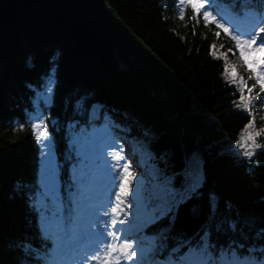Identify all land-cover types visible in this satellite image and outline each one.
<instances>
[{
  "label": "trees",
  "instance_id": "trees-1",
  "mask_svg": "<svg viewBox=\"0 0 264 264\" xmlns=\"http://www.w3.org/2000/svg\"><path fill=\"white\" fill-rule=\"evenodd\" d=\"M210 2L240 17L261 8L259 0ZM178 5L169 1L172 12L165 0H0V264H41L48 244L36 197L44 155L58 160L62 187L75 165L73 135L85 114L102 109L143 133L145 173L132 197L142 230L164 255L165 246L208 232L219 248L264 264V142L249 157L233 149L254 119L224 74L225 57L210 54L222 40L215 25ZM38 119L48 141L36 139ZM193 153L202 180L173 209L170 197L186 190L184 161ZM153 213L155 222L147 219Z\"/></svg>",
  "mask_w": 264,
  "mask_h": 264
},
{
  "label": "snow or ice",
  "instance_id": "snow-or-ice-1",
  "mask_svg": "<svg viewBox=\"0 0 264 264\" xmlns=\"http://www.w3.org/2000/svg\"><path fill=\"white\" fill-rule=\"evenodd\" d=\"M255 0H253V3ZM186 5L192 10V19L197 20L198 17L203 18L204 25L214 24L217 29L223 30L225 34L230 36L231 40L235 42V47L239 49L240 59L248 67L249 71L253 73L260 91L264 93V9L255 8L250 9L254 13V22L248 34L241 35L237 31L230 28L212 9L210 0H179V5ZM185 8L181 7L179 18L184 19ZM215 35L218 37L220 32L217 31ZM211 55L215 56V45L211 46ZM259 53L258 59H253L251 63L245 59V53ZM224 74L230 75L233 80L240 79L242 85L246 86V82L242 77H238L234 68L230 69L225 64ZM255 86V85H254ZM252 91L251 88L248 89ZM241 103H245L243 95L240 97ZM251 99V97L249 98ZM253 122H249L246 128H251ZM31 128L36 136L37 141H48L50 139L46 131L44 120L38 119V122L33 123ZM249 140L254 139L251 135ZM238 145L244 147L240 141ZM122 151V149H121ZM246 156H250L251 152L245 150ZM108 155L114 161L112 171L116 172V176L112 177L113 181H118L115 190L114 201L111 202V207L103 214L110 216V226L112 230L105 228L107 240L90 255H87L82 264H147L149 259L155 258L157 255L162 257V264H249V261L243 257V254L233 248H219L211 241L210 233L205 232L197 241L183 240L176 246L165 250L167 255H164L161 246L153 245L147 249L139 247L138 242L130 241L128 237L115 230V226L125 224V220L120 218L123 212V205L125 198L129 195L130 185L132 183L133 173L129 170L128 163L120 164L124 159L122 155L115 152H109ZM47 159V154H45ZM45 183L38 191L37 202L41 204V232L46 240L51 241L52 247L46 253L44 264H69L72 251L80 239L79 232V215H80V201L77 197L83 196V190L86 188L83 177H74L69 186V193H72V188L76 187L77 191L72 194L69 199V207L73 208L76 213L75 217L69 220L62 219L63 197L60 198V209L56 208V174L55 166L45 170ZM197 189L195 186H189L183 193L174 192L171 197V207L178 208L186 198L190 199L195 194ZM35 206V205H34ZM170 210V209H169ZM209 212L213 209L209 206ZM126 215V214H125ZM159 218V214L153 215V222Z\"/></svg>",
  "mask_w": 264,
  "mask_h": 264
},
{
  "label": "rangeland",
  "instance_id": "rangeland-1",
  "mask_svg": "<svg viewBox=\"0 0 264 264\" xmlns=\"http://www.w3.org/2000/svg\"><path fill=\"white\" fill-rule=\"evenodd\" d=\"M170 1V0H168ZM166 3V0H165ZM226 22V24L232 28L233 30L237 31L239 34L244 35L248 34L250 30H247L246 28H243V26H237L235 25L231 20H223ZM220 32L221 41L214 42L213 45H215V53L217 55H224L226 57L227 65L230 69L234 68L237 76L242 77L243 80L246 82V86L242 85L240 79H235V83L240 87L243 91V97H245V100L248 101L249 99V105L251 106V112L253 115V118L255 119L253 122V126L251 128H245L243 133L240 135L239 141L241 144L244 145V147H241L236 143L235 147L233 149H236L237 151L241 152L243 155H245V150L252 152L256 141L258 138H260L264 142V104L261 103L260 97L255 94V89L252 84H250V80L252 79L251 74L248 72V68L244 66L242 61L239 59V49L235 47V42L231 40L230 36L225 34L223 30H216V32ZM261 35H264L262 33ZM229 51H235L232 55H228ZM247 54V52L245 53ZM253 59L259 58V53H251ZM249 59V58H248ZM252 59V60H253ZM251 88L252 91L249 92L248 89ZM49 94V90H47V93L44 95L45 98H47ZM264 102V94L263 99ZM263 109L260 111L257 107ZM257 109V110H255ZM94 112V111H92ZM97 113V112H96ZM106 121L110 123L109 130L105 127H102L100 130L104 132V135H99L96 133L88 134V136L83 135V133L76 134V137L73 138V142L76 144L77 149L76 151H80V155L82 159L84 160V168L80 169L78 171V175L83 176L86 178V188H84L83 196L80 200V215L79 219H83L82 215L85 216L87 214H91L90 220L94 221V216H103L105 219V223H102L100 226L98 223H94L93 226L90 227L91 230L94 231L95 236L94 238H98L100 236H103L102 243L107 240V236L105 233V228L108 226V230H112L110 226V216H105L103 213L107 211L111 207V202L114 201L115 196V190L117 188L118 181H113L112 177L116 176V172L112 171V166H109L107 162L102 165L101 170L97 174L96 177H90L89 175V169L94 166V160L98 161L101 159V157H105V155H108L109 152H115L119 155H122L124 157L123 162L128 163L130 167V171L134 174L132 177V183L130 185V191L134 188L136 184V177L138 173H140V161L138 160L139 151L134 145H129L130 142H139V140L142 138L141 132L139 130H136L134 125H130L126 119L122 116L120 113L116 112H108ZM94 116L93 114H91ZM106 115V114H105ZM104 115H99L96 117V119H100ZM111 118H116V120L112 121ZM95 119V118H94ZM121 122H120V121ZM113 122V124H111ZM122 122L125 124V128L122 125ZM117 123H120L119 130L122 131V138L118 137L116 135H111L115 130L113 127L117 125ZM127 127L134 129V133L128 134V131L126 130ZM251 135L254 139L249 140L248 137ZM122 149V151H121ZM41 150L45 154V145H41ZM75 150V147L74 149ZM246 156V155H245ZM120 163V162H119ZM55 166V174H56V190H58V180L57 175L59 172V165L58 163H55L54 158L51 153L47 155V159L44 160V172L39 176V184L42 187L45 181V170ZM202 164L200 161V158H198V155L193 153L190 155L187 161L186 165V174L189 178V186H197L200 184L202 180ZM100 177L105 176V178H108L103 181L102 183V189L97 188V185L94 182H97V179ZM91 184V189H88L87 182ZM94 186V187H93ZM105 191V192H104ZM57 193V191H56ZM131 201L129 197L127 196L125 198V203L122 206L123 208H126L128 212L121 215L120 218L124 219L125 226L128 228L125 229H118L119 223L115 226V230L120 233H124L130 241L134 240L138 242L139 247L142 248H149L152 246L151 240L153 236H146L142 239L136 238V231H137V224L133 221V213L132 209L130 208ZM76 215V214H75ZM74 215V217H75ZM80 222H84L82 220H79ZM89 230V229H88ZM91 234V233H90ZM99 241H97L98 243ZM147 242V244H146ZM102 243L99 242V246L102 245ZM146 244V245H145ZM125 264H130V262H125Z\"/></svg>",
  "mask_w": 264,
  "mask_h": 264
},
{
  "label": "bare ground",
  "instance_id": "bare-ground-1",
  "mask_svg": "<svg viewBox=\"0 0 264 264\" xmlns=\"http://www.w3.org/2000/svg\"><path fill=\"white\" fill-rule=\"evenodd\" d=\"M259 2L261 3V4H263L264 5V0H259ZM246 11V10H245ZM190 19H191V16L189 17ZM243 20V22L244 23H246L249 19H247V18H243L242 19ZM243 28H245L244 26H243ZM219 38L221 39V37H220V35H219ZM213 44H214V42H213ZM212 44V45H213ZM211 45V46H212ZM211 46H210V48H211ZM211 51H212V48H211ZM233 52H235L234 50L232 51H229L228 50V55H232L233 54ZM239 52V51H238ZM216 54V53H215ZM239 57H240V53H239ZM249 58V59H248ZM240 59V58H239ZM245 59L246 60H248L249 61V63H251V61H252V59H253V57H252V54H248V55H246L245 54ZM241 60V59H240ZM242 61V60H241ZM242 63L244 64V61H242ZM244 66H246L245 64H244ZM247 67V66H246ZM248 68V67H247ZM248 72L250 73V74H252L250 71H249V69H248ZM230 76V75H229ZM252 76V75H251ZM231 77V76H230ZM260 101H261V103H264L263 101H262V99L260 98ZM95 107H92V109H94ZM258 108V110H262L263 108H260V107H257ZM252 110V109H251ZM255 110H257V109H255ZM109 112V110L107 111V110H104V109H102V110H99V112H92V111H90V112H88V114L86 115L85 114V116H86V120L85 121H83L84 122V124H82V133H83V135L85 136V138H86V136H88V134H92V133H96V134H99V135H104V132L103 131H101L100 129L102 128V127H105V128H107L108 130H109V126H110V123H108V121H106V119H107V115L109 114L108 113ZM91 114H93L94 116H92ZM106 114V115H105ZM99 115H104L103 117H101L100 119H96V117L95 116H99ZM95 118V119H94ZM112 119V121H114V120H116V118H111ZM120 121V120H119ZM37 121H35L34 123H36ZM121 122V121H120ZM254 122V121H253ZM111 124H113V122L111 123ZM119 125H120V123H117V125H115L114 127H113V129L115 130L114 132H113V134L114 135H116V136H118V137H123L122 136V131L121 130H119ZM122 125H123V127L125 128V124L122 122ZM79 132H81V130L79 129V130H77V132H75V133H79ZM141 134H143V133H141ZM240 138V137H239ZM238 141H239V139H237ZM141 141V139L139 140V142H133V143H128L129 145H134L138 150H140V148H141V145H142V142H140ZM263 142L260 138H258V140L256 141V144H255V147H254V149H253V151L251 152V153H253L254 151H255V149H256V147H258L259 146V144H262V143H259V142ZM237 142V141H236ZM238 153L239 154H241V155H243L241 152H239L238 151ZM244 157H249V156H245V155H243ZM190 157V156H189ZM188 157V158H189ZM188 158H187V160L186 161H184V163H185V176H186V179H187V181H188V185H189V178H188V175L186 174V165H187V161H188ZM199 158V157H198ZM138 160L141 162V159H140V154L138 155ZM201 161V160H200ZM105 162H107V164H109V166H112L113 165V163H114V161L112 160V158L109 156V155H105V157H101V159L99 160V162L97 161H94V166L92 167V168H90L89 169V175H90V177H96V176H98L97 174L99 173V171L101 170V168H102V165L103 164H105ZM123 162V160H121L120 161V164ZM129 170H131V169H129ZM106 179H108V178H105V176H103V177H100L99 176V178L97 179V182H94L96 185H97V188H100V189H102L103 190V188L101 187L102 186V183H103V181L104 180H106ZM87 186H88V189H91V184L89 183V181L87 182ZM94 187V186H93ZM84 192V191H83ZM105 192V191H104ZM78 199H80L81 200V197H77ZM56 203H57V200H56ZM170 206H171V204H169ZM130 208L132 209V213H133V216H132V218H133V220H137L136 219V212L134 211L135 210V208L136 207H133L131 204H130ZM173 209H175L176 207H172ZM126 212H128V210L126 209V208H123V214H125ZM73 214H76L75 212H72ZM73 214H70V215H68V218L70 219V218H73ZM154 214V213H153ZM87 216V218L88 219H90L91 218V214H87L86 215ZM138 217H139V215H138ZM147 219L149 220V221H153L152 220V218H151V216L149 215V216H147ZM157 221V220H156ZM98 223V225L100 226L102 223H105L106 225H107V223L105 222V219H104V217L103 216H94V221L93 220H84V222L81 224V228L83 229V230H88L90 233H94V231L93 230H91L90 229V227L91 226H93L94 225V223ZM125 228H128V227H126L124 224L123 225H118V229L119 230H121V229H125ZM140 228V226H137V229H139ZM149 236V235H148ZM102 240H103V236H100V237H98V238H96L95 239V241H94V243H92V244H95L97 241H99L100 243H102ZM99 242H98V245H99ZM164 245H167L166 243H163ZM99 247H97V246H95V248L93 249V253L98 249ZM41 253H42V250L40 251ZM85 255H86V253H85V250H84V247H83V245H79V244H76V246H75V249L72 251V258L74 259V261L76 262V264H82V261L84 260V257H85ZM157 259H162V257H160V255H158L157 256ZM156 264H160V262H155Z\"/></svg>",
  "mask_w": 264,
  "mask_h": 264
}]
</instances>
